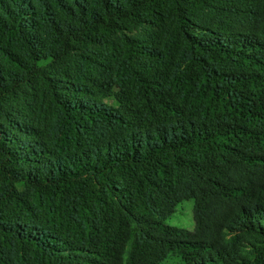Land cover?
<instances>
[{
    "label": "trees",
    "instance_id": "1",
    "mask_svg": "<svg viewBox=\"0 0 264 264\" xmlns=\"http://www.w3.org/2000/svg\"><path fill=\"white\" fill-rule=\"evenodd\" d=\"M168 254L264 264V0H0V264Z\"/></svg>",
    "mask_w": 264,
    "mask_h": 264
},
{
    "label": "rangeland",
    "instance_id": "2",
    "mask_svg": "<svg viewBox=\"0 0 264 264\" xmlns=\"http://www.w3.org/2000/svg\"><path fill=\"white\" fill-rule=\"evenodd\" d=\"M192 208V199L180 201L176 204L174 211L167 217L166 222L175 226L192 229L194 226ZM157 264H182V261L179 257L168 254Z\"/></svg>",
    "mask_w": 264,
    "mask_h": 264
}]
</instances>
